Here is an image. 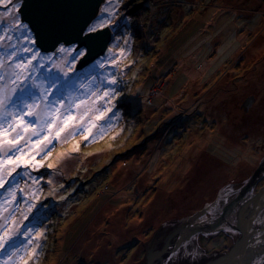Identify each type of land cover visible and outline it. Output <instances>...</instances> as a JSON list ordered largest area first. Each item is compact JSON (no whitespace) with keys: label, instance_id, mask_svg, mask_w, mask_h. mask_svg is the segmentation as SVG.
I'll list each match as a JSON object with an SVG mask.
<instances>
[{"label":"rangeland","instance_id":"rangeland-1","mask_svg":"<svg viewBox=\"0 0 264 264\" xmlns=\"http://www.w3.org/2000/svg\"><path fill=\"white\" fill-rule=\"evenodd\" d=\"M113 12L110 48L128 50L119 68L100 70L120 81L109 127L91 143L82 134L57 143L50 157H36L43 167L0 190L2 201L15 184L24 189L17 217L36 206L26 224L45 237L34 264H145L162 248L164 260H184L163 244L169 234L221 214L228 191L264 168V0H107L92 23ZM71 55L54 59L63 67ZM225 175L237 186H225ZM263 184L264 176L254 191ZM127 226L144 233L130 236ZM218 230L195 233L201 254L228 249L233 240Z\"/></svg>","mask_w":264,"mask_h":264},{"label":"snow or ice","instance_id":"snow-or-ice-1","mask_svg":"<svg viewBox=\"0 0 264 264\" xmlns=\"http://www.w3.org/2000/svg\"><path fill=\"white\" fill-rule=\"evenodd\" d=\"M24 7L25 0H0V190L29 169L43 167L36 157L41 153L45 159L50 157L57 143L81 134L84 142L91 143L104 134L114 114L109 105L119 95L115 86L120 81L115 73L105 76L100 70L119 68L128 50L113 53L107 48L109 56L81 73L77 64L86 61L88 47L82 41L58 43L53 53H42L38 37L43 21L26 20ZM115 15L118 12L87 25L81 32L83 39H93L110 27ZM68 52L72 55L62 60V67L54 58ZM79 147L76 142L70 151L78 152ZM7 191L8 198L0 201V264H34L45 237L39 226L26 224L36 206L28 204L27 212L17 217L19 209L13 205L17 192L24 189L17 183ZM222 202L228 200L222 198Z\"/></svg>","mask_w":264,"mask_h":264},{"label":"bare ground","instance_id":"bare-ground-1","mask_svg":"<svg viewBox=\"0 0 264 264\" xmlns=\"http://www.w3.org/2000/svg\"><path fill=\"white\" fill-rule=\"evenodd\" d=\"M108 46H110V44ZM105 55H100L97 58H95V60ZM226 176L227 175L223 177L224 178L223 182L225 183L224 184L225 186H226V182L227 183L230 182L227 181L228 179L226 178ZM263 176H264V172L260 175L258 179L247 182L248 184H251V187L247 188L241 186L235 189V187L233 186L234 187L232 188L233 190L228 191V192H232V194H230L231 197L228 196L227 198L228 202L223 204L225 211H223L221 214L219 215L215 214L214 216H212L213 218L206 216L207 219H205L204 221H202L203 219H200L199 222H197V224L196 223L191 224L190 226L179 230L180 232L176 230L177 232H179L177 233V235L174 233L175 231L169 234V235L171 234L174 235V237H170V239H168V241L163 244L166 245V247L175 246L173 248H179V253H181L180 254L181 257H185L184 260L179 259L178 255L173 253L167 255V258H170V260L169 259L164 260L163 258L165 257L164 254H160V253H163V251L166 250L163 249L157 251L151 250L150 252L147 253V255H150L151 253L152 254L150 256H146L147 261H145V264H181L182 261H185L184 264H188L187 262L189 263L193 262L192 264H264V204H263L264 193L260 197L253 198V201L255 202L253 205L252 203L251 205L248 203V201H250V199L255 194L254 192H256L254 190L258 181ZM235 184H236L235 181L230 182V185H235ZM263 186L264 184L258 190H260ZM220 190L218 189V191ZM243 194L248 198H245ZM214 201L219 202L217 197L214 198L212 203H214ZM258 203L260 204L259 209L256 208V205H259ZM207 208L208 206H205L203 209L199 210V212L196 214L195 217L202 215L204 216V214L205 215L208 214ZM240 209L242 210L241 218L239 216ZM135 223L136 222L134 221V223H131L130 225L136 226ZM171 223H173L172 220ZM133 226L125 227L126 231H130L129 234L130 236L137 235V231H141V233H144L143 231L144 229L134 230L132 229ZM165 227L166 225H161L160 227L158 226V231L164 232ZM225 228L231 230L235 235L234 239L231 238V240L233 241L229 245L228 249L225 251L223 250V251H216L213 253L208 252L207 254L206 253L201 254V251L195 245V243L197 242V236L195 233L203 232V231L213 232V231H217V229L222 230ZM180 233L181 236L178 235ZM178 236L180 239L179 241L177 238ZM228 252H229L228 255H223ZM202 255L203 256L205 255V257H203ZM130 259L133 258L131 257Z\"/></svg>","mask_w":264,"mask_h":264},{"label":"water","instance_id":"water-1","mask_svg":"<svg viewBox=\"0 0 264 264\" xmlns=\"http://www.w3.org/2000/svg\"><path fill=\"white\" fill-rule=\"evenodd\" d=\"M106 2L107 0H25L23 13L26 20L35 21L40 19L43 21L41 35L38 37V45L43 52H54L58 43L67 46L82 41L88 47L89 55L86 61L78 63L77 67L81 69L93 62L98 56L107 54V48H110L108 45L118 34V30L106 27L103 32L98 33L93 39L84 40L81 36L82 30L102 14ZM253 100L254 96L246 100L244 103L246 110H248ZM263 172L264 168L260 166L251 180L258 179ZM245 187H251V184L247 183ZM254 193L248 201L250 205L255 203L253 198L260 197L264 193V186ZM245 198L248 197L245 196ZM256 208L259 209L260 204L256 205ZM241 212L240 209V218ZM228 254L229 252L223 255Z\"/></svg>","mask_w":264,"mask_h":264},{"label":"flooded vegetation","instance_id":"flooded-vegetation-1","mask_svg":"<svg viewBox=\"0 0 264 264\" xmlns=\"http://www.w3.org/2000/svg\"><path fill=\"white\" fill-rule=\"evenodd\" d=\"M230 183V182H229ZM223 233L225 236H228L227 238H233L234 239V233L231 230H228L227 228L218 230V232Z\"/></svg>","mask_w":264,"mask_h":264},{"label":"trees","instance_id":"trees-1","mask_svg":"<svg viewBox=\"0 0 264 264\" xmlns=\"http://www.w3.org/2000/svg\"><path fill=\"white\" fill-rule=\"evenodd\" d=\"M137 102V101H136ZM141 103H143L144 105H146V103H147V101L144 103V102H141ZM148 105H151V104H149V103H147ZM144 105L142 106V108L143 109H145L144 110V112H145V115H150V114H152L153 112H154V108H150V107H144ZM115 181V180H114ZM124 185V184H123Z\"/></svg>","mask_w":264,"mask_h":264}]
</instances>
